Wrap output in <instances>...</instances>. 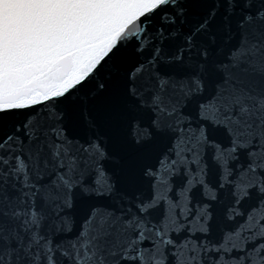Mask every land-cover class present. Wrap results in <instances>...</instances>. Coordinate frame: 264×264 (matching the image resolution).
<instances>
[{"label": "snow or ice", "instance_id": "obj_1", "mask_svg": "<svg viewBox=\"0 0 264 264\" xmlns=\"http://www.w3.org/2000/svg\"><path fill=\"white\" fill-rule=\"evenodd\" d=\"M0 264H264V0H0Z\"/></svg>", "mask_w": 264, "mask_h": 264}]
</instances>
